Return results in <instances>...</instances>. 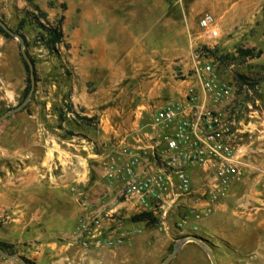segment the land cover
<instances>
[{"label":"rangeland","instance_id":"obj_1","mask_svg":"<svg viewBox=\"0 0 264 264\" xmlns=\"http://www.w3.org/2000/svg\"><path fill=\"white\" fill-rule=\"evenodd\" d=\"M37 4L45 8L47 23L69 11L62 28L69 48H59L60 59L35 41L34 26L26 23L17 28L25 12L36 14L32 5ZM203 14L217 20L218 39L202 37L197 22ZM0 20L24 35L36 76L28 105L0 122V146L26 145L34 153L32 162L39 161L42 147L37 135L43 128L47 135L57 134L63 141L80 145L76 152L86 159V166L80 159L76 166L83 173L86 169L93 185L92 189L69 187L76 209L74 221L52 219L46 228L31 229L30 237L41 240L15 246V255L33 264H162L181 237L197 236L219 257L214 256L217 264H264V230L238 218L245 213L248 188L242 180L247 154L242 158L240 180L212 214L196 220L187 211L192 200L177 201L165 218L166 230L159 228L158 219L133 223L130 218L138 214L136 208L120 205L121 199L113 198L114 194L105 195L108 183L102 169L105 157L116 150L122 137L133 144L134 132L139 130L140 138H145L151 133L154 111L183 96L191 83L189 60L195 48L208 46L219 76L234 86L239 118L248 112L246 103L252 109L259 104L264 108L263 92L256 85L264 80V67L258 68L254 58L236 56L238 48L253 42L255 52L264 51V0H0ZM243 26L247 30L241 37ZM219 56L227 58L220 62ZM21 59L17 40L0 34V115L23 100L27 75ZM67 101L78 116L93 117L92 125L78 123L70 114L60 122L57 115ZM255 101L259 104L254 105ZM260 143L252 141L249 147ZM61 146L73 150L64 143ZM255 157V163L263 160L259 154ZM19 163L18 159H0V165ZM0 264L14 263L0 257ZM169 264L210 261L197 244L188 242Z\"/></svg>","mask_w":264,"mask_h":264},{"label":"built area","instance_id":"obj_2","mask_svg":"<svg viewBox=\"0 0 264 264\" xmlns=\"http://www.w3.org/2000/svg\"><path fill=\"white\" fill-rule=\"evenodd\" d=\"M197 24L203 38H219L213 15L203 14ZM207 49L202 46L191 52V83L183 96L166 102L151 115V134L157 131V141L149 147L118 146L102 164L105 181L120 183L119 196L138 213H150L158 219L163 230L169 209L177 201L192 200L194 204L187 211L196 220L212 214L242 176V135L251 119L264 118V108L257 101L254 105L259 104L258 109L246 105L247 122L239 118L235 88L219 76ZM146 158L152 160L153 169L141 172L138 168Z\"/></svg>","mask_w":264,"mask_h":264},{"label":"crops","instance_id":"obj_3","mask_svg":"<svg viewBox=\"0 0 264 264\" xmlns=\"http://www.w3.org/2000/svg\"><path fill=\"white\" fill-rule=\"evenodd\" d=\"M37 5L45 12V8L42 5ZM68 12L65 11V16L62 14L65 21L67 20ZM90 19L89 25H92L93 17ZM86 23L88 24V20ZM246 30L245 26L240 27L239 35L242 37ZM85 38V36H82V39ZM234 40H237V38ZM259 41L258 43L261 45L263 42ZM255 45L256 43L253 42L242 48H251ZM257 50L259 51V49ZM253 61L258 63V68L264 67V51L261 52L258 58H254ZM263 82L264 80L261 78L256 85L260 86L264 98V90H262L264 88ZM260 102L264 103L262 100ZM42 130L43 128L41 131L39 130V134L37 135L38 145L42 147V157L39 161L32 162L34 153L26 145L17 147L0 146V159H18L20 161L18 165H0V242L13 245V248L32 239L38 241L39 238L41 240L40 236L35 238L30 237L31 229L46 228L51 225L50 220L52 219H64L66 222L70 220L74 221L76 209L74 200L69 192V187L77 185V187L93 188L92 182L88 180L86 169H84L83 173L76 166V161L79 159L81 165L86 166V159L76 152L80 149V145L74 144L71 140L63 141L57 134L54 136L47 135ZM134 134L139 140H135L136 138L134 139L133 137L134 143L129 144L126 142L125 137H122L119 146L128 144L131 146L149 147L157 141V132L146 134L145 138H140L139 130H135ZM152 138H155V141L151 140ZM59 140L61 143L73 147V150L62 147L61 143L59 144ZM257 140L261 142V146L250 148L249 146L252 141L255 142ZM50 143L51 146L49 145ZM84 147L87 151L90 149L89 144H86ZM257 151H261V153ZM87 154L90 156L92 153L87 152ZM246 154L248 157L244 168L245 179L242 182L244 181L248 190L244 195L245 213L242 218L240 216L238 218L246 222L255 223L264 230V190L258 191L259 189H255L257 187H264V163H262L264 160V118L261 116L251 119L248 131L242 135L240 140L239 156L241 162ZM257 154L263 159L259 163L252 161L256 158ZM27 159L29 161L26 162ZM152 167V160L146 158L145 162L140 164L138 169L141 172H149L150 169H153ZM255 171H259V174H256ZM258 182L259 185L255 186ZM105 186L106 190H108L105 195L111 196L114 194L113 198L117 197L121 199L120 205L132 209V204L124 201L119 196L121 190L120 183H108ZM93 192L95 193V191ZM91 201H95V199H91ZM218 253L221 255L219 250ZM214 256L217 257L216 254Z\"/></svg>","mask_w":264,"mask_h":264},{"label":"trees","instance_id":"obj_4","mask_svg":"<svg viewBox=\"0 0 264 264\" xmlns=\"http://www.w3.org/2000/svg\"><path fill=\"white\" fill-rule=\"evenodd\" d=\"M61 7L64 9L65 5L62 4ZM33 11L36 14L25 12L23 18H21L17 24V28L20 30L22 27L28 23L30 26H34L37 30L35 34V41L40 44L45 50H47L49 53L54 54L58 59H60L59 56V48L63 47L64 49L68 50L69 45L65 43L64 41V34L62 30L63 22H64V16L60 15L58 19L54 23H47V14L42 11L37 5H32ZM45 21V22H42ZM15 33L19 34L24 39V45L26 47L27 42L23 34L18 33L17 31H14ZM0 34L5 38H10L1 28H0ZM26 51V50H25ZM27 55L29 56L33 68H34V61L26 51ZM214 53V51L212 52ZM261 52L256 51L253 48H238L236 50V56L241 57L243 59L248 58H258L260 56ZM224 58H227V56H219L217 59L222 62ZM22 60V59H21ZM24 71L26 73V86L23 92V98L26 96L28 90H29V78H28V70L26 64L23 62ZM238 78L244 80V76L238 75ZM34 78L36 82V76H35V70H34ZM245 81V80H244ZM245 83H247L245 81ZM256 84V83H255ZM251 86H254L253 83H250ZM70 114L76 119H78V123H82L85 126H91L93 117L88 116H78L74 110L73 105L70 101L65 102L63 108H61V111H59L57 118L61 122L63 115ZM69 135H73L69 133ZM130 220L134 222H141V221H149V222H155V218L151 216L150 213L142 212L133 215ZM184 237V236H183ZM181 237V238H183ZM0 248L9 253L14 254L13 245L0 242ZM172 249V248H171ZM28 264H33L31 261L23 258Z\"/></svg>","mask_w":264,"mask_h":264},{"label":"water","instance_id":"obj_5","mask_svg":"<svg viewBox=\"0 0 264 264\" xmlns=\"http://www.w3.org/2000/svg\"><path fill=\"white\" fill-rule=\"evenodd\" d=\"M0 28L12 39L17 40L18 46H19V52L20 56L23 59L24 63L27 66L28 70V77H29V90L26 94V96L23 98V100L15 107L10 108L6 112L0 115V122L7 119L8 117L14 115L15 113H18L22 111L31 100V97L34 93V68L33 64L27 55L25 51V45H24V39L14 31H12L2 20H0ZM188 242H193L197 244L207 255L210 264H217L215 257L213 255V251L211 247H209L204 241H202L197 236H188L183 237L180 240H178L171 249V252L168 256L164 258L162 261V264H169V262L176 256V254L179 252V250L182 248V246ZM0 257L6 260L12 261L14 264H28L23 258H21L18 255L15 254H9L5 251H3L0 248Z\"/></svg>","mask_w":264,"mask_h":264}]
</instances>
